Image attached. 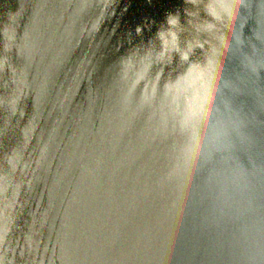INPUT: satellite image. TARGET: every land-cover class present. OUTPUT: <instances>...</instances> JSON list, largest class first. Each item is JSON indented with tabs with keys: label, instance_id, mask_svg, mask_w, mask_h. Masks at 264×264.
Listing matches in <instances>:
<instances>
[{
	"label": "water",
	"instance_id": "95a60500",
	"mask_svg": "<svg viewBox=\"0 0 264 264\" xmlns=\"http://www.w3.org/2000/svg\"><path fill=\"white\" fill-rule=\"evenodd\" d=\"M228 3L0 0V264H264V0ZM177 13L203 47L133 86Z\"/></svg>",
	"mask_w": 264,
	"mask_h": 264
},
{
	"label": "clouds",
	"instance_id": "9594fccd",
	"mask_svg": "<svg viewBox=\"0 0 264 264\" xmlns=\"http://www.w3.org/2000/svg\"><path fill=\"white\" fill-rule=\"evenodd\" d=\"M187 3L196 6V11L185 10L186 16L200 17V12L203 10L209 19H202V22L197 23V32H206L209 34L217 33L219 28L217 27L223 21L225 15L231 17L232 8L230 7L228 0H186ZM261 14H264V9H261ZM166 26H161L160 30L156 33L155 39L159 41V49L156 50L149 42L143 53L139 50H134L123 61V67L125 74L129 71H134L135 80L133 86L141 80H144L153 64H165V61H172L173 56L179 57V60L183 63L189 62L190 56L194 50L203 47L202 44L194 43L191 40L185 41L184 46L181 47L179 41L180 34L182 32L183 25L180 22L179 13L168 14L166 17ZM141 29H136L139 34ZM207 43V41H205ZM207 64V75L212 65V60H204L201 63H188L185 72L179 75L176 79L178 81L182 76H186L195 67H203ZM159 76V74H158ZM175 82V81H174ZM173 82V83H174ZM167 87V85H166Z\"/></svg>",
	"mask_w": 264,
	"mask_h": 264
}]
</instances>
